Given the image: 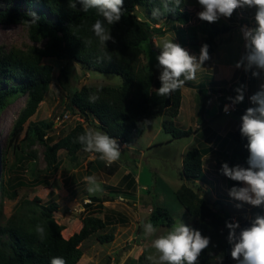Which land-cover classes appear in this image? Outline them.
I'll use <instances>...</instances> for the list:
<instances>
[{
    "label": "rangeland",
    "instance_id": "1",
    "mask_svg": "<svg viewBox=\"0 0 264 264\" xmlns=\"http://www.w3.org/2000/svg\"><path fill=\"white\" fill-rule=\"evenodd\" d=\"M9 1L0 0V10L16 4L27 11L40 7L37 4L28 6L24 0ZM183 9L190 12L192 22L180 25V32H178L173 29L168 20H159L155 26H163L166 32L146 41L142 46V62L154 71L156 78L159 72L153 66L156 63L155 56L159 53V49L155 45L160 44L162 39L174 37V43L180 44L197 57L201 45L205 44L203 42L205 37L201 32L197 33V38L194 40L195 45L190 43L189 38L192 36L190 27L199 26L205 22L197 16V13L201 11L197 0H184ZM45 11L52 19L53 15L48 10ZM137 13L141 18H145L147 11L139 7ZM254 14L255 9L237 10L231 19L221 18L220 21L214 23L215 25H230L231 29L216 38L213 51L209 52L211 59L201 66L197 78L188 82L204 81L200 84V89L204 86L211 88V93L221 84L224 86L223 89L231 91V85L239 86V84L246 83L247 73L243 68L237 69L233 80L228 81L224 77L228 76L226 70L232 68L230 65L235 66L245 52L240 27L242 25L254 26ZM47 42L46 38L39 41L32 40L29 36L28 25L0 24V56L12 48L44 47ZM43 62L52 64L54 67L52 81L37 111L27 120L23 131L17 137L12 134L13 124L28 101L29 93L16 95L10 99L4 109L0 110V226L5 225L14 213L22 209L20 208L21 201L32 200L37 196L41 204L58 202L59 207L54 216L57 222L64 227L62 236L66 239L81 229L83 218L90 213L114 222L99 231V233L112 232L114 239L111 242L101 243L95 234L86 238L79 244L82 255L76 264H152L149 257L158 256L152 246L154 239L167 234L177 223H185L191 227L195 223L194 217L186 213L176 197V190L184 183L193 187L217 208L216 200H221L222 208L228 211L233 219L241 220L250 216L251 206L243 205L238 209L234 206L237 202L228 196L226 177L219 172L221 164L225 162L223 156L220 155V150H213L208 157L204 158V172L199 181L182 178L183 158L189 149L199 147L200 138L195 139L193 134L196 132L189 136L172 138V133L167 132L163 126L167 119L166 116H158L145 123L128 145L117 140L121 146V156L110 166L99 159L98 153L81 150L75 158H72L64 149H60L57 163L50 168L46 160L48 143L53 144L58 141L77 123L81 122L86 129L92 128L106 133L99 127L97 120L81 117L73 111L70 106L71 91L80 89L83 85H121L123 79L119 74L93 70L75 60L45 57ZM64 65L71 68V77L67 86L62 85L58 79ZM220 68L222 70H219ZM242 73L243 75L239 77ZM251 77V73L248 72L250 81L248 86L250 84L252 86L255 82L252 79L256 80ZM215 79L225 80L216 81ZM23 82L22 79L16 77L0 81V89L20 85ZM188 82L185 83L186 87H182L184 103L181 120L183 121L186 116L185 124L195 129L197 120L202 124L203 118L195 116L196 108L199 110V106L196 107L199 104V93L195 89L188 88L190 87ZM253 89V87H247L248 93L257 91ZM238 106L240 112H232L229 115L221 113L216 116L211 124L207 125V131L212 128L223 136L228 130H234L244 113L241 104ZM30 122L52 123L50 127L46 125L43 127L47 129L45 139L47 136L52 137L53 142L47 140L46 143L36 140L34 144L28 145L27 133ZM178 124H181L180 121ZM197 135L200 136L199 133ZM205 144H212V139ZM216 144L211 147H217ZM30 151H35V159L27 156ZM93 175L97 178L102 191L89 194L87 190L89 185L84 177ZM138 176L141 183H138ZM129 182L132 184L130 190L126 186ZM145 184L150 185L149 191L142 187ZM2 186L4 187L3 192ZM94 196L103 199L102 207L95 212L93 209L98 208L100 204L96 201L90 202V197ZM87 203H92V206H87ZM160 204L171 211L175 223L172 226L155 227L156 232L153 235L145 236L143 225L148 223L153 205ZM121 219L126 221L121 223ZM233 264H237V261Z\"/></svg>",
    "mask_w": 264,
    "mask_h": 264
},
{
    "label": "trees",
    "instance_id": "2",
    "mask_svg": "<svg viewBox=\"0 0 264 264\" xmlns=\"http://www.w3.org/2000/svg\"><path fill=\"white\" fill-rule=\"evenodd\" d=\"M24 2L28 6L37 4L40 7L27 11L16 4L0 10V24L28 25L32 40L39 41L46 38L48 42L44 47L12 48L0 56V81L15 77L24 81L20 85L0 89V110L4 109L10 99L16 95L23 93L30 95L14 121L12 129L14 137L23 131L25 123L37 111L49 89L54 67L43 62L45 57L75 60L87 68L116 73L122 77L121 85H83L70 93V106L73 111L81 117L97 120L99 127L110 137L129 143L145 123L158 116H166L163 126L167 132L172 133V138L189 136L198 130L176 126L174 119L180 110L182 87L169 96L158 95L157 89L161 83L154 71L143 64L141 58L143 44L166 32L163 26H155L159 20H168L178 32L180 25L190 23V12L183 9L184 0L180 7L171 12L164 7L166 0H125L123 17L115 25L108 24L96 9L85 12L79 4L75 8L71 7L70 5L76 0H24ZM139 7L146 9L145 18L138 15ZM156 8L161 12L158 17L152 15L153 9ZM45 10L53 15L52 19L47 16ZM33 13L36 15L33 16ZM97 19L103 21L116 43L107 41L106 45L100 44L91 31ZM230 29L231 26L227 24L215 25L207 22L199 26H191L190 43L195 45L197 33L201 32L205 37L203 42L209 45V52H212L216 38ZM89 40L92 41L91 44L87 43ZM60 71L59 82L67 86L71 77V68L64 65ZM198 92L202 101L199 104L198 116L203 118L205 106L203 97L207 93L202 88L198 89ZM232 92L235 96L234 89ZM90 96L98 98L95 102H90ZM245 109L243 108V112ZM51 124L30 122L27 144L32 145L36 140L53 142L52 137L47 136L45 139L47 129L43 127V125L50 127ZM239 125L225 136L214 133L215 142H219L222 150L220 155L230 166L236 164L246 166L248 157L244 147L247 141L241 137ZM85 130L84 125L79 122L58 141L53 144L48 143L46 160L50 168L57 163L60 149H64L72 158H75L79 151L84 150L83 146L75 141ZM213 150L211 146L189 149L183 160L182 175L191 180L202 178L204 157ZM27 154L28 157L36 158L35 151ZM226 182L228 189L237 184L228 178ZM176 197L187 214L194 217L195 223L192 227L211 238V244L201 253L197 264H233L235 260L231 258V246L226 241L228 230L225 227L226 220H233L230 213L211 205L193 187L185 183L176 190ZM91 200L100 204L98 208L93 209V212L102 207V198L94 196ZM216 202L217 205L223 204L221 200ZM87 206L91 207L92 203H87ZM58 207L56 201L39 203L37 196L32 200L21 201L22 209L14 213L5 225L0 226V264H50L53 257H62L66 264H76L82 255L79 244L86 238L95 234L101 243L114 239L112 232L99 233L114 222L95 216L93 213L83 218V226L78 232L68 239L64 238L62 236L64 227L54 216ZM258 212H261V209L252 207L250 217L239 220L241 228L247 227L250 219ZM125 221L120 220L121 223ZM148 222L154 227L172 226L175 219L171 211L160 204L153 205ZM38 224L44 226L46 230L44 239H41L35 231Z\"/></svg>",
    "mask_w": 264,
    "mask_h": 264
},
{
    "label": "clouds",
    "instance_id": "3",
    "mask_svg": "<svg viewBox=\"0 0 264 264\" xmlns=\"http://www.w3.org/2000/svg\"><path fill=\"white\" fill-rule=\"evenodd\" d=\"M182 2L183 0H166L164 7L171 12L180 7ZM197 3L201 8L197 13L198 18L209 24L217 23L221 18L231 19L237 10L255 9L254 26L240 27L245 52L235 67L243 68L246 73L251 72L253 78L264 79V0H197ZM77 4L85 12L96 9L108 24L115 25L123 17L125 0H76L70 6L75 8ZM160 14V9H153L154 17ZM35 15L33 13V16ZM91 31L102 45H106L107 41L116 43L100 19L95 21ZM173 39L174 37L164 38L160 44L155 45L159 53L155 56L156 63L153 67L159 72L161 86L157 93L160 96H169L183 87L187 81L195 80L201 66L211 59L208 44L201 45L197 57L180 44L174 43ZM87 43L91 44L92 41L89 40ZM234 92L236 95L226 97L228 101L222 105L221 111L226 115L240 110L238 105L245 100L247 85L239 84L234 88ZM97 98L90 96L89 100L95 102ZM248 101L251 106L245 109L239 125L240 135L247 141L244 145L248 152L246 166L241 164L230 166L228 162H223L219 172L229 180L237 182L228 189V196L237 202L234 205L236 208L249 205L261 209V212L250 219L247 227L241 228L239 220L225 221L228 230L226 241L231 246V258L237 261V264H264V83L260 84L259 90L248 96ZM117 140L106 133L89 128L79 135L75 142L81 144L86 152L98 153L99 159L110 166L121 156V146ZM182 178L187 179L183 175ZM84 180L89 185L87 189L89 194L102 191L94 175L86 176ZM218 209H222L221 204H218ZM143 228L145 236H151L156 232L151 222L144 224ZM35 231L41 239L45 238L44 226L38 224ZM210 244L211 238L203 235L200 230L185 223H177L167 234L153 240L152 246L158 256H150L149 260L152 264H197L201 253ZM50 264L66 262L62 257H53Z\"/></svg>",
    "mask_w": 264,
    "mask_h": 264
},
{
    "label": "crops",
    "instance_id": "4",
    "mask_svg": "<svg viewBox=\"0 0 264 264\" xmlns=\"http://www.w3.org/2000/svg\"><path fill=\"white\" fill-rule=\"evenodd\" d=\"M230 67H232L233 69L232 68H229L228 70H226V68L224 69V70H226V73L229 76V77L226 76L224 78L226 80H228V81L234 79L233 76L235 75V72L237 71V68L235 66H231L230 65ZM219 70H222V69L220 68ZM208 73H210V72H208ZM242 75H243V73L241 75L239 74V77L242 76ZM207 77L208 76L206 75V78ZM220 80H223V79H219L218 81H220ZM252 80H254L255 82L252 83V86H251V84H250V86H248V82H250V81L248 79V73H247V78L245 80L246 83H244V84L247 85L248 88L253 87L254 89L259 90L260 84L261 83H264V79L256 78V80L255 79H252ZM203 82L202 81H200L199 83L188 82L190 84V87H188V88L195 89V90H197V93H199L198 92V89H200V88H198V86H200V84H203ZM230 83H232V82H230ZM206 84H208V83H206ZM183 87H186V85H184ZM223 87L224 86L221 84V86L217 87L216 90L213 93H211V88L210 89L208 87L205 88V86L202 87V90L207 93L203 97V98H205L204 115H203V122H202L203 125L200 124V122L198 120L196 122L197 125H195V129L197 128L199 130V132L197 130L196 133L198 132L200 134V136H202V137L198 136L197 135L198 133L197 134L196 133L193 134V136L195 137V139L197 137L200 138V142H198V146H200V147H204V146H214L216 144V142H215V136H214L215 134L214 133H218V134L222 135L221 133L217 132L216 130H213L212 128H210L207 131V129H208L207 128V125H210L211 122H212V120H214V118H216V116H218V115H220L222 113V111H221L222 105H223V103H225V102L228 101L226 99V97L232 96L234 94L232 91H233L234 87H236V86H234V84L230 86L232 93L230 92L229 95H228V92L226 91V89H223ZM254 89H253V91H254ZM253 93H255V92H253ZM253 93H248V90H247L246 96H245V104L241 103V109L242 108H248V107L251 106L250 103H249V101H248V96L252 95ZM200 102L202 103V101L200 100V97H198V103L200 104ZM183 103H184V97L182 95L181 107H180V110H179L178 115L174 119V122L175 123L176 122L179 123V121H180V123H181L180 125L181 126L177 123L178 127H181V128H190L191 127L190 125L185 124V120L184 119H186V116H184L183 121L181 120L182 119V108H183V105L182 104ZM199 104L196 105V107L199 106ZM198 111H199L198 108H196L195 116H198ZM208 113H209V115H208ZM239 124H240V121L237 122V125L236 126H238ZM229 131H232V130H228L223 136H225ZM210 139H212V144H210V145L205 144ZM216 146L218 148L215 147L214 148V151L217 149V150H220L222 152V150L220 149L221 147L219 146V142L216 144ZM206 157H208V154L204 158H206ZM139 179H140V177L138 176V183H141V179L140 180ZM135 182H136V180H135ZM126 186L128 187V190H130V187H131L130 182ZM142 187H144V189H147V191L150 190V185L145 184Z\"/></svg>",
    "mask_w": 264,
    "mask_h": 264
}]
</instances>
